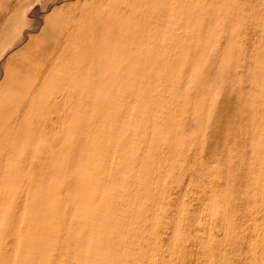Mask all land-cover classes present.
I'll use <instances>...</instances> for the list:
<instances>
[{
    "label": "rangeland",
    "instance_id": "obj_1",
    "mask_svg": "<svg viewBox=\"0 0 264 264\" xmlns=\"http://www.w3.org/2000/svg\"><path fill=\"white\" fill-rule=\"evenodd\" d=\"M0 264H264V0H0Z\"/></svg>",
    "mask_w": 264,
    "mask_h": 264
},
{
    "label": "bare ground",
    "instance_id": "obj_2",
    "mask_svg": "<svg viewBox=\"0 0 264 264\" xmlns=\"http://www.w3.org/2000/svg\"><path fill=\"white\" fill-rule=\"evenodd\" d=\"M152 41V40H151ZM114 43V42H113Z\"/></svg>",
    "mask_w": 264,
    "mask_h": 264
}]
</instances>
